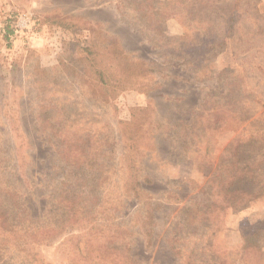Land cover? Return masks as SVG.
Wrapping results in <instances>:
<instances>
[{
	"label": "rangeland",
	"instance_id": "374dc122",
	"mask_svg": "<svg viewBox=\"0 0 264 264\" xmlns=\"http://www.w3.org/2000/svg\"><path fill=\"white\" fill-rule=\"evenodd\" d=\"M143 1L0 0V264L264 260V0Z\"/></svg>",
	"mask_w": 264,
	"mask_h": 264
},
{
	"label": "trees",
	"instance_id": "16d2710c",
	"mask_svg": "<svg viewBox=\"0 0 264 264\" xmlns=\"http://www.w3.org/2000/svg\"><path fill=\"white\" fill-rule=\"evenodd\" d=\"M141 2L143 3L144 1L141 0ZM154 4V2H153ZM234 13L232 12L230 18L228 19V23H230L231 21L234 20ZM100 77H103V73H100ZM215 108V107H214ZM214 108L213 111H214ZM223 162V160L221 161ZM225 162L222 163V167L221 170L224 171V168L227 172V169L229 170V168L227 167V165H224ZM243 165H239V163H237V169H238V174L234 176L235 181L233 183L230 184H222L220 193L222 194V201L218 202L215 198L214 195V189L212 188V191L208 192L207 188L204 187V189H202V193H207L208 192V199L209 202H207V204L203 205V209H205V211L203 212V215L205 216L203 218L202 221H206L205 223H209L210 222V217L213 218L216 216L217 211L216 210H228V209H235L237 211H241L244 210L246 208L249 207V204H243L242 200L243 199H253L256 200L258 197L264 196V193H261V188L260 187H256L253 190H244L242 187H240V182H242L243 180H245L244 176H240L241 173H244L245 171L248 170L249 167H251V164H248L245 168L241 169ZM250 174H252L253 176V182H255L256 180V175H257V171L256 170H252L249 171ZM206 179H207V174H206ZM209 183V181H208ZM208 183H206V185H208ZM134 192V194L136 195V197H138L139 199H141V194L144 193V188L140 182V180L137 179V181L135 182V184L133 185V189L131 190ZM64 191L62 192V195L64 196ZM7 197L12 198V194L13 193H9L7 192ZM18 198V199H17ZM230 198V200H228ZM13 200L17 201L13 203L12 208L11 207H3L0 208V232L5 233V234H18L19 232H28L30 226L27 225V217L28 215L26 214L27 210H22V203L19 201L20 197H18V195L14 196L12 198ZM253 200V201H254ZM62 207L63 209L68 208L69 203L65 202V199L62 201ZM65 203V205H64ZM198 206H201V203H198ZM194 211V210H193ZM197 212H199V214H201V209H196ZM206 213V214H204ZM204 222H200L199 225H201ZM141 231L145 232L146 234V238L147 240H151V234H152V229L149 225L152 226V217L151 220H149V224L147 222H142L141 224ZM209 224H207V226L205 225V229H209ZM262 230L264 228V221L260 222V227ZM251 254L254 253L255 255L253 256L254 259H252L251 261H247V254ZM236 254V260L234 264H264V260H260V257L263 255L262 253H260V251H258V249L256 248L255 244H251V242L248 241V243L246 242V244L237 251ZM257 259V262H255ZM187 264H219L218 262H215L214 260H212L211 262H206V261H199L195 258V256L190 259L188 261Z\"/></svg>",
	"mask_w": 264,
	"mask_h": 264
}]
</instances>
